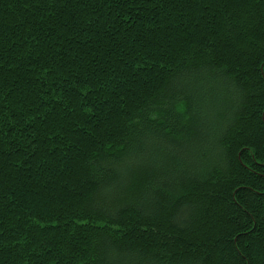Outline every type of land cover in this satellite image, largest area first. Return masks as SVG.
Here are the masks:
<instances>
[{"label":"trees","instance_id":"trees-1","mask_svg":"<svg viewBox=\"0 0 264 264\" xmlns=\"http://www.w3.org/2000/svg\"><path fill=\"white\" fill-rule=\"evenodd\" d=\"M0 264H264V0H0Z\"/></svg>","mask_w":264,"mask_h":264}]
</instances>
